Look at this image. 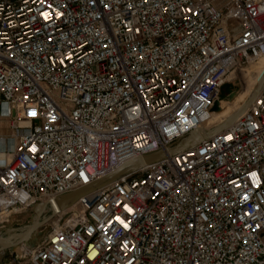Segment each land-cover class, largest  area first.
<instances>
[{"label":"built area","instance_id":"2783aa9c","mask_svg":"<svg viewBox=\"0 0 264 264\" xmlns=\"http://www.w3.org/2000/svg\"><path fill=\"white\" fill-rule=\"evenodd\" d=\"M262 58L264 0H0V264H264V87L204 135Z\"/></svg>","mask_w":264,"mask_h":264},{"label":"rangeland","instance_id":"374dc122","mask_svg":"<svg viewBox=\"0 0 264 264\" xmlns=\"http://www.w3.org/2000/svg\"><path fill=\"white\" fill-rule=\"evenodd\" d=\"M250 68H252V72L248 74L250 72V70L248 69ZM260 70H264V58L250 64H244L243 66L230 72L224 78L212 104L213 111L219 108L221 109L213 113L211 119L206 123L207 130L210 131V133H214L223 125L231 122L244 111L245 106L243 105L245 104L246 98L250 95V93L256 86L255 83L257 82V75ZM244 75L248 76V80L251 81L250 85L249 83H247V85L246 83H244ZM245 86H247L246 97L243 99V101H241L244 95ZM221 118H225V121L222 123L219 120ZM137 165L138 161L130 162L126 166H124L118 173H116L115 176H120L122 174L130 172L136 169ZM80 195L81 194H76L65 197L61 201L62 207H68L72 205L79 198ZM35 215V211H23L17 216L8 219L5 224L12 222L14 219H17V221L12 225V227L3 229L2 236L9 237L7 238L8 241L13 240L11 236L12 232H18L21 234L25 233L24 237H27L28 233L26 231L28 229V226L31 225L35 220V222H39L38 224L40 225L36 229L34 235H32L28 239V241L32 244L40 242L42 240L41 237H43L44 235V229L46 227V224L51 222L54 218L52 216L47 219L43 217L39 220L35 219ZM5 254L7 253L3 252L0 254V256L4 257Z\"/></svg>","mask_w":264,"mask_h":264},{"label":"water","instance_id":"95a60500","mask_svg":"<svg viewBox=\"0 0 264 264\" xmlns=\"http://www.w3.org/2000/svg\"><path fill=\"white\" fill-rule=\"evenodd\" d=\"M204 135H211V134L204 133ZM200 141H201V134L199 132L195 131L190 136L185 137L184 139H182L178 144L170 147L168 152L172 153V154L173 153H177V152L185 149L186 147L195 146V145L199 144ZM165 155H166L165 151H158V152H155V153H152V154H149V155H145V156L141 157L140 159L136 160V161H138V165L137 166L145 165V164H148V163H152V162L158 161V160L162 159ZM76 194H80V192H75V193H72V194H70L68 196H72V195H76ZM68 196H65V197H68ZM64 198H62V200ZM61 201H60V203H61ZM34 226H35V223L29 225L26 232L29 234L32 231V229L34 228ZM24 235H25V233L22 234V237H24ZM0 243H1V246H3L2 248L13 247L16 244V242L12 243V244H4L1 241H0Z\"/></svg>","mask_w":264,"mask_h":264},{"label":"bare ground","instance_id":"6f19581e","mask_svg":"<svg viewBox=\"0 0 264 264\" xmlns=\"http://www.w3.org/2000/svg\"><path fill=\"white\" fill-rule=\"evenodd\" d=\"M262 59H263V58H262ZM260 60H261V59H260ZM248 70H250V72L248 73V74H250V73L252 72V68H250V69H248ZM248 74H247V75H248ZM247 77H248V76L244 75V76H243V81H244V83H246V85H247V83H249V85H250L251 81H249V80H248L249 78H247ZM258 80H259V81H258ZM255 84H256L255 88L252 90V92L250 93V95H249V96L246 98V100H245V104L243 105V106H245V107H244V110L247 108V106L249 105V103L251 102V100H252V98L255 96V94H256L260 89H262V88L264 87V70H260V71H259V73H258V75H257V82H256ZM246 92H247V86H245L244 95H243L241 101H243V99L246 97ZM220 109H221V108L216 109L215 111H213V108H212V106H211V111H210V118H209V120L211 119L212 114L215 113V112H217V111L220 110ZM209 120H208V121H209ZM219 120H220V122L222 123V122L225 121V118H221V119H219ZM204 126L206 127V134H213V133H210V131L207 130V125H206V124H205ZM184 137H185V136H184ZM184 137H181L180 140H182ZM7 220H8V219H6V220L4 221V223H6Z\"/></svg>","mask_w":264,"mask_h":264}]
</instances>
